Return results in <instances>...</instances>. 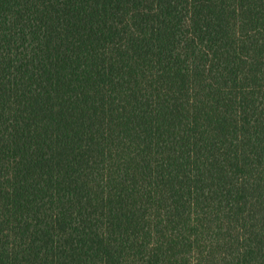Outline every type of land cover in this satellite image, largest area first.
Wrapping results in <instances>:
<instances>
[{
  "label": "trees",
  "instance_id": "obj_1",
  "mask_svg": "<svg viewBox=\"0 0 264 264\" xmlns=\"http://www.w3.org/2000/svg\"><path fill=\"white\" fill-rule=\"evenodd\" d=\"M0 264H264V0H0Z\"/></svg>",
  "mask_w": 264,
  "mask_h": 264
}]
</instances>
